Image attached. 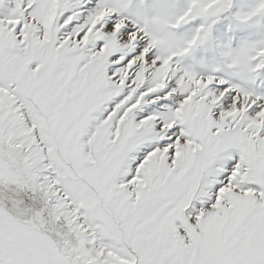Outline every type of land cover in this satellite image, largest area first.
<instances>
[{
  "label": "snow or ice",
  "instance_id": "obj_1",
  "mask_svg": "<svg viewBox=\"0 0 264 264\" xmlns=\"http://www.w3.org/2000/svg\"><path fill=\"white\" fill-rule=\"evenodd\" d=\"M0 264H264V0H0Z\"/></svg>",
  "mask_w": 264,
  "mask_h": 264
}]
</instances>
